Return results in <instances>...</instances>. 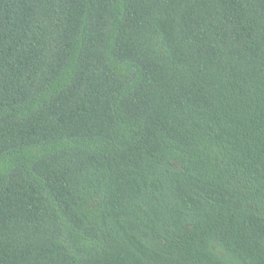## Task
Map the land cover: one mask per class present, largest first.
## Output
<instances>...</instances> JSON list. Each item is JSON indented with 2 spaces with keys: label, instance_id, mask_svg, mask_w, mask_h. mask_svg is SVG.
<instances>
[{
  "label": "trees",
  "instance_id": "16d2710c",
  "mask_svg": "<svg viewBox=\"0 0 264 264\" xmlns=\"http://www.w3.org/2000/svg\"><path fill=\"white\" fill-rule=\"evenodd\" d=\"M0 264H264V0H0Z\"/></svg>",
  "mask_w": 264,
  "mask_h": 264
}]
</instances>
